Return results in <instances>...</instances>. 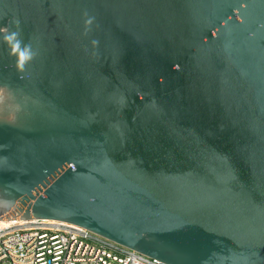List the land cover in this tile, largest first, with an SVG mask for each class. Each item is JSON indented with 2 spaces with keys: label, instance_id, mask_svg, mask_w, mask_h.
Returning a JSON list of instances; mask_svg holds the SVG:
<instances>
[{
  "label": "water",
  "instance_id": "water-1",
  "mask_svg": "<svg viewBox=\"0 0 264 264\" xmlns=\"http://www.w3.org/2000/svg\"><path fill=\"white\" fill-rule=\"evenodd\" d=\"M0 219L264 264V0H0Z\"/></svg>",
  "mask_w": 264,
  "mask_h": 264
},
{
  "label": "built area",
  "instance_id": "built-area-1",
  "mask_svg": "<svg viewBox=\"0 0 264 264\" xmlns=\"http://www.w3.org/2000/svg\"><path fill=\"white\" fill-rule=\"evenodd\" d=\"M0 264H166L80 226L1 220Z\"/></svg>",
  "mask_w": 264,
  "mask_h": 264
}]
</instances>
